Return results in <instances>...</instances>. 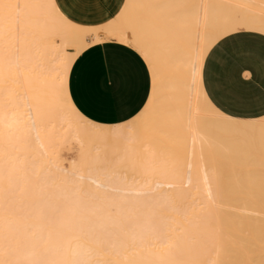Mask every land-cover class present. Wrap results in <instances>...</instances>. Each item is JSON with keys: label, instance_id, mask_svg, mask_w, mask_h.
<instances>
[{"label": "bare ground", "instance_id": "bare-ground-1", "mask_svg": "<svg viewBox=\"0 0 264 264\" xmlns=\"http://www.w3.org/2000/svg\"><path fill=\"white\" fill-rule=\"evenodd\" d=\"M264 33V0H126L85 26L55 0H0V264H264V203L210 183L206 158L237 123L208 99L209 50ZM102 35L152 74L130 121L84 115L71 68Z\"/></svg>", "mask_w": 264, "mask_h": 264}, {"label": "crops", "instance_id": "crops-1", "mask_svg": "<svg viewBox=\"0 0 264 264\" xmlns=\"http://www.w3.org/2000/svg\"><path fill=\"white\" fill-rule=\"evenodd\" d=\"M126 0H55L72 22L99 26L111 21ZM152 74L140 52L108 38L84 50L69 78L70 95L87 117L105 124L135 118L151 94ZM202 84L210 102L237 120L209 148L211 185L227 201L264 203V33L241 31L219 40L208 52Z\"/></svg>", "mask_w": 264, "mask_h": 264}, {"label": "rangeland", "instance_id": "rangeland-1", "mask_svg": "<svg viewBox=\"0 0 264 264\" xmlns=\"http://www.w3.org/2000/svg\"><path fill=\"white\" fill-rule=\"evenodd\" d=\"M103 39H108L109 37H106V35H102Z\"/></svg>", "mask_w": 264, "mask_h": 264}]
</instances>
